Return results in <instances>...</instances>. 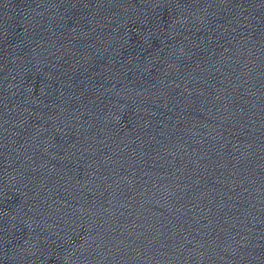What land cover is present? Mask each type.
Wrapping results in <instances>:
<instances>
[{
	"label": "water",
	"instance_id": "1",
	"mask_svg": "<svg viewBox=\"0 0 264 264\" xmlns=\"http://www.w3.org/2000/svg\"><path fill=\"white\" fill-rule=\"evenodd\" d=\"M0 264H264V0H0Z\"/></svg>",
	"mask_w": 264,
	"mask_h": 264
}]
</instances>
